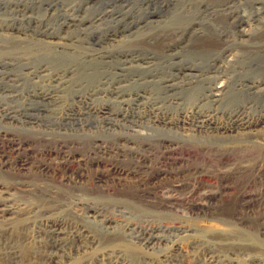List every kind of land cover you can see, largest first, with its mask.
Returning a JSON list of instances; mask_svg holds the SVG:
<instances>
[{
    "label": "rangeland",
    "instance_id": "obj_1",
    "mask_svg": "<svg viewBox=\"0 0 264 264\" xmlns=\"http://www.w3.org/2000/svg\"><path fill=\"white\" fill-rule=\"evenodd\" d=\"M0 104L14 118L0 129L65 142L82 178H16L46 146L0 143L9 206L37 205L21 181L54 185L73 205L56 219L141 264L176 243L189 258L158 264H264V0H0ZM23 240H0V264H50L46 239ZM123 251L87 264L132 262Z\"/></svg>",
    "mask_w": 264,
    "mask_h": 264
},
{
    "label": "bare ground",
    "instance_id": "obj_2",
    "mask_svg": "<svg viewBox=\"0 0 264 264\" xmlns=\"http://www.w3.org/2000/svg\"><path fill=\"white\" fill-rule=\"evenodd\" d=\"M241 1L242 0H240V2ZM241 18H242L241 21H245L243 16H241ZM218 89L221 90V86ZM4 119L13 120L14 118L12 117L11 113L7 110V107L0 104V124L2 123ZM35 124L28 123V125H31L30 129H38ZM12 131L9 132L7 130L0 129V143L1 145H6L7 147H9V149L12 150L13 152H16V154L19 152L25 151V149L27 150V154H28L27 148L29 149L33 148L34 145L42 144L46 146L44 147L45 148L44 150H41V152H39V153H42V160H41L42 162L38 165L32 166L28 162L29 160L28 161L27 160H17L15 164V172H14V175H16V178L20 175V173L24 175L23 177H27L28 173L33 172L34 175L39 176V179H42V180L50 179L52 181H56L60 183V186L62 188L63 187L70 188L71 190V189H76L78 185L80 186L79 181L82 178L81 177L75 178L76 171H74L73 169L74 168L73 167L74 156L72 155L69 156L65 154L64 150L67 147L65 146L67 145L65 144V142H60V144L58 145L59 149L57 150L56 147L55 148L53 146L48 147V145L52 141L50 140L52 139L51 135H50L51 137H49V135L42 133L41 131L40 132L36 131L37 133L35 134V136H32V138L27 137L23 139V137L18 136L17 133L13 134ZM54 142H52V144ZM67 154H69V152ZM46 159L50 160L49 163L48 161H46ZM58 160H60V162ZM8 168H9V165L6 162L0 161V175H2L1 172L3 171L6 172ZM24 171H26L27 173H23ZM29 179L32 180L31 178ZM2 180H4V182ZM2 180H0V189H3L4 185L7 183V181L5 183V179H2ZM12 180L13 179H11V181ZM18 182H20V180H18ZM21 182L19 186L21 187V189H23L22 191L28 192L29 194L33 195L37 199V205L35 208L33 209L31 208V210L29 209L24 210V211L17 210L18 209L17 207L15 209L11 207V204L9 206L8 203H9L10 198L6 199V197L4 196L5 194L3 193V191H1L0 192V218H2V221H1L2 224H0V240H2V238H7L9 240L11 239L13 241H12V244H10V246H15L17 244L19 245V241L22 238H24L23 243H22L23 245H25V243L27 244L35 237L46 239L45 248L47 247L49 248L48 259H49L50 264H76L77 262H80V263L86 262L87 264L88 262L93 261V260L102 261L103 257H105L106 255L108 256L123 255L124 256L125 252L123 251V249H125L126 251L128 250L130 257L132 258V262L130 259H122V262H118L119 264H132V263L141 264L142 263L141 258L136 257L137 250H135V248L131 246V244L124 242L123 239L120 238L119 240V237H117L116 235L115 236L113 235L114 238H111V237L109 238L107 236V239H103L102 242L98 240L96 241L95 237L91 236V234L88 231L86 230L80 231L76 225L67 223L66 221L62 219H56V217H54L55 215H57L55 214L56 211L63 210L64 212V210L67 211L70 207V202L69 203L66 202L67 201V198L65 196L66 191H59L53 187L54 185L52 186V185H48L44 183L42 185L38 183L32 184L29 181L23 182V183ZM72 204H74V202ZM72 207H70L71 210H72ZM35 210H36L35 214L38 217H41V219H38L39 221L36 219L38 223L33 224L30 222V219L27 217V215H29L30 213H33ZM68 211H70V209ZM92 211L94 213L96 212L95 209H91V212ZM103 223L109 224V225L112 224L111 221L109 220ZM15 231H16V234H15ZM146 231L150 233V236H151V238L148 239V243L150 242L152 243V241L154 240L162 241L159 235L156 236L154 234L153 229L150 228V229H147ZM15 235H16V240L14 239ZM8 244L9 243L7 242V245ZM42 244L43 243L40 242L39 247L43 248ZM7 245L3 246V248L5 247L8 248ZM115 248H118V250ZM31 249L30 251H32ZM24 250H27V249H23V251ZM12 252H14V250ZM27 252H26V255H27ZM15 255L11 256L12 262L16 264L25 263L23 259L21 258L22 256L19 257ZM173 255H176L178 259L179 260L182 259V261L183 259L189 258V252L184 250L179 243H176L172 245L170 252L168 251L166 254L162 256L160 255L159 257L156 258V261L153 262L152 264H158L160 263L159 262L160 260H166L167 262L168 260H171L173 258L172 257ZM211 258H214V257H211Z\"/></svg>",
    "mask_w": 264,
    "mask_h": 264
}]
</instances>
